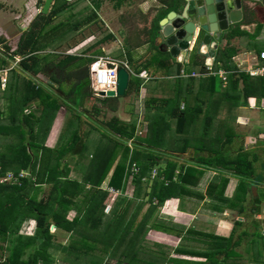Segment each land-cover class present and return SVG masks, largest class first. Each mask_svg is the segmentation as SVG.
Listing matches in <instances>:
<instances>
[{
  "label": "crops",
  "instance_id": "crops-1",
  "mask_svg": "<svg viewBox=\"0 0 264 264\" xmlns=\"http://www.w3.org/2000/svg\"><path fill=\"white\" fill-rule=\"evenodd\" d=\"M6 1L2 0L0 2V12L3 14L2 19L6 18L5 12L14 7L18 12H14V9L8 10L11 13L10 24H13L17 31H21L14 49L10 47L9 41L12 38L9 35L5 36L3 40L0 39V56L3 58L1 60L10 63L14 60V54L10 50L17 49L21 35L31 28L33 20L37 18V13L41 11L43 6L41 7V4L40 9L34 10L35 7L32 2H35V0H24L22 9H19L17 8L18 5H15V0H9L14 1V5L11 4L12 6L7 8L9 6H7L6 3L8 1ZM55 1L53 0L48 13L52 10ZM165 1L171 2V0ZM158 3L159 9L167 8V4H169L164 1L162 3L159 1ZM254 5V9L244 12L241 22L230 24L227 30L221 32V37L217 41L218 46L214 54L210 56H206L199 52L198 48L192 49V47L186 51L185 56L182 58H175L168 51L161 50L165 46L159 51L160 39L155 42V45L151 46L150 42H147V38L144 37V33L140 31L143 28L144 20H141V24L138 22V27L137 24L131 27L121 22L118 24L121 36H118L120 34H114V41L120 43V38L124 37L123 41L125 44L131 47V50H122V57L119 55L120 50L117 51L114 60L121 64L126 62L129 65L131 75H136L140 83L138 94L129 93L119 96L117 110L113 111L111 109L109 113L112 117H118L125 123V126H130L131 123L136 122L135 136L130 139H124L130 150L133 151L136 146L145 148L148 145L145 139L147 140L150 137L149 129L152 128V116L167 113L168 116L166 118L170 129H165L166 141L158 149L162 154L160 161L164 162L163 165H166L168 160L174 161L178 165L176 173L180 171V168H184L187 165L195 166L203 171V174L199 175L198 182L194 184L195 181L189 186L188 194L167 199V201H174V211L160 212L173 217L174 223L182 231L181 235L174 236L156 231H150L147 235L149 241L154 239L159 243L170 246L172 249L171 256L176 258L205 261L206 258L201 254V251L214 253L217 251L219 264H264V75L252 76L248 72L250 69L264 65V60L260 58V53L264 51V5L262 2H256ZM129 15H125V18L127 19ZM139 16L142 19V14ZM15 19H22V24H16ZM52 22L50 21V24ZM120 27L122 28L120 29ZM12 29L13 27H6L5 22L0 25L1 34L4 32L6 34L8 30L11 31ZM122 34L124 35L122 36ZM48 36L50 37V34ZM49 39H51L50 42L54 39V37L52 38V33ZM47 48V43L41 45V47L37 48V53L42 56L48 52H57L54 49L47 52ZM70 51L69 49L66 53L70 54ZM42 52L44 53L41 55ZM92 55L82 53V56L86 59L95 57ZM208 58L211 60L213 74L204 75V71L201 69L203 67L205 69ZM23 60L24 57H22L19 66L14 72L16 74L15 80L19 85L18 93L20 96L26 93L27 85H44L45 88L52 90L50 94L52 97H58V99L61 97L59 101L61 108L57 112L52 110L48 105V101L42 104L43 101L39 99L24 107L23 111L27 117H30V125L34 129L35 134H37L32 147H29L28 150L33 152L36 151V148L39 149L43 145L47 146V148H60L69 143V137L65 135L64 131L72 112L67 105L70 104L68 103L70 100L67 98L69 96L63 91L54 92L53 90L58 85L55 84V88H52L51 85L53 83L50 78L62 73L59 77L69 80L68 75L72 72V69L67 66L60 73L57 70L55 72L53 68L48 69L43 66L44 70L42 72L35 73L22 66ZM89 64L90 61H86L85 66L88 67V70ZM222 70L227 72V84H224L218 76V72ZM136 71L138 72L135 73ZM165 71L168 73L166 74ZM182 71L185 72L184 75L181 74ZM193 73L197 75H193ZM10 76L12 77V73H10ZM160 80H167L166 85H168L169 89L168 87L160 86ZM235 81L237 82L233 84ZM6 88L7 86L3 88L0 85V100H2L0 112L4 113L9 111L8 103L5 99L8 94ZM177 88L182 97L178 112L182 109L189 111V115H187L183 123L182 131H179L176 126V117L172 118L168 114L169 107L167 106L169 100L173 97L175 98V90ZM80 93L75 92L70 97L77 100L80 97ZM98 98L103 100L107 97L99 96ZM165 99L166 103L164 104L163 100ZM92 100H94L93 97L85 99V108L77 107L75 101L71 103L72 107L76 108L74 113L78 112L80 115L79 126L81 132L83 133V130L89 128L88 136L85 137L83 135L84 137L82 136V142L79 145L85 144L86 138L88 140L93 139L94 132L100 134L102 131L98 126L92 124L91 120H95L97 116L100 117L101 114H104V111L101 109L99 114L94 113L92 110L87 111L89 107L87 105L92 103ZM145 102V113L147 112V116L143 119L144 108L140 107L142 110L139 109L137 112L138 116L133 117L136 114L135 105L139 103V106H141ZM100 103V101L96 102L97 105H100ZM16 110L21 112L19 108ZM196 110L201 113L196 112ZM205 110L207 112H204ZM200 116H202L201 119H199ZM195 118H198L199 122L203 124L201 133L194 127V122L198 120ZM4 121L7 122L6 119ZM25 127L27 128V126ZM103 128L109 131L107 126ZM218 131H222L224 136L222 140L221 137L216 136ZM111 134L113 136V131H111ZM140 137L145 142L139 141ZM3 138L0 134V151L6 150L7 144H9V140H4ZM216 140L221 141L216 143ZM166 142H173L174 146L170 147ZM205 147L206 149H204ZM82 150L83 148L79 147L77 152L68 151L61 159L62 167L60 168L64 172L62 175L67 176L68 180L83 181L86 167L81 163L83 159L81 161L77 160V156L83 152ZM214 150H220L221 154L227 156V158L236 157L239 152H244L247 155V159L253 163L255 168L254 175L242 177L230 166H208L204 164L201 158L211 155L215 156ZM131 153H129V157ZM40 154L39 150V156ZM119 157L118 155L117 159ZM55 160L56 157L54 156L53 163ZM38 168L39 162L36 165L35 173L31 174L33 180H36ZM113 170L114 163L110 169V176ZM27 171L32 173L30 170ZM152 171L153 169L149 173L150 178ZM110 176L103 181L101 187L105 182H109ZM260 177L262 179L258 183ZM242 178L245 180V185H240L239 183ZM61 179L65 178L61 177ZM225 179L228 181L224 186L222 183ZM53 187L54 183L51 182L35 185L37 190H32L31 195L37 194V201L44 200V204L50 203L51 208H56L57 205L53 202ZM47 189L49 190L46 192ZM215 193L219 195L214 196ZM234 212L235 215H233ZM77 215H79V211L72 206L66 211V220L72 222ZM18 220L20 223L17 231L8 233L7 240L0 243V246H2L0 247L1 261L16 257L14 252L17 247H20L21 240L33 237L36 234L37 221L35 218L26 217L21 221L18 216ZM18 220H15L14 224H18ZM50 222L52 224L54 221L51 219ZM55 228L61 230L64 234H68V241L53 243L55 235L52 231ZM188 230H191L193 235L198 238L188 240L186 235ZM150 233L153 234L151 240L149 239ZM50 234L52 239L51 244L48 246V253L51 259L49 264H72L64 257L71 241L81 234L56 227L55 225L51 226ZM184 236L187 239H184ZM232 236L233 246L227 249L225 247L226 242ZM186 241L188 242L186 243ZM178 247H181V253L175 251ZM187 250H191L193 254ZM57 251L62 253L63 259H53ZM72 252L75 254L78 251L73 249ZM101 260L100 264H120L114 258ZM77 262V264H80L81 261L77 260ZM37 264H42V260H39ZM206 264L211 263L207 261Z\"/></svg>",
  "mask_w": 264,
  "mask_h": 264
},
{
  "label": "trees",
  "instance_id": "trees-1",
  "mask_svg": "<svg viewBox=\"0 0 264 264\" xmlns=\"http://www.w3.org/2000/svg\"><path fill=\"white\" fill-rule=\"evenodd\" d=\"M111 1L114 7L119 9L131 0ZM158 1L161 3L164 1L169 4H167V8L158 9V12L154 16L147 18L144 21L143 28L140 30L144 33V37L147 38V42H150L151 46L155 45L158 37L160 20L171 10L175 9V3L179 0H171V2H166L165 0ZM92 4L94 9H98L102 4V0H93ZM70 7L67 4V0H56L49 14L37 17L33 21L31 28L21 35L17 49L14 50L17 54L24 57L22 66L35 73L42 72L44 70L43 66L48 69L53 68L55 72L57 70L60 73L67 66L72 69V72L68 75L69 80L67 82L59 77L62 73L49 78L53 83L51 85L52 88H55V84L58 85L53 90L54 92L58 90L62 91L61 85L63 84L64 86H69V90L65 94L69 96L67 98L70 100L68 102L70 104L67 105L72 112L70 117L72 115L75 118L76 127L72 135H70L69 143L66 144L67 146L64 145L55 149L47 148V146L43 145L39 149L36 148V151L29 152L28 148L32 147L37 134H35L34 129L30 125V117H27L23 111L24 107L39 99L43 101L42 104L48 101V105L52 110L57 112L61 108L59 102L61 97L59 99L58 97H52L50 95L52 90L45 88L44 85H27L28 88H25L26 93L20 96L18 93L19 85L15 80V70L11 72L12 79L10 84L6 85L8 94L5 96L9 111L7 113L0 112V134L4 137V140H9L6 150L0 151V179L9 171L18 173L30 170L32 173L27 171L30 175L22 178L20 184L0 181V243L7 240L8 233L17 231L20 223L18 216L21 221L26 217L35 218L37 230L35 236L21 240L20 247H17L14 252L16 257L6 259V261L0 260V264H37L39 260H42V264H49L51 259L48 253V246L51 244L52 239L50 234L52 225L81 234L71 241L64 257V259L76 264L78 263L77 260L85 264H100V259L104 261L108 258H114L120 263L126 261L127 264H141V262L145 264H206L207 261L211 264H219L217 251L215 253L201 251L206 260L196 261L171 256L172 252L165 251L160 247L167 246L163 243L152 240L157 247L148 245L149 240L147 239V235L150 231L174 236L181 235L182 231L174 223L173 217L157 212V209L164 205L167 199L188 194L191 183L196 181L194 183L196 184L200 177L199 175L203 174L202 170L188 165L180 168V171L176 173L178 165L172 160H168L163 167L160 166V156L162 154L158 149L166 141L165 129H170L166 118L168 116L167 113L152 116V128L149 129L150 137L147 140L145 139L148 145L145 148L136 146L133 151L130 150L124 139H130L135 136L136 122L131 123L130 126H125V123L118 117H112L105 123V126L109 129L108 133L113 131L112 138L114 139L107 143L106 148L102 149L103 146L98 148V151L102 150V158L99 161H90L86 165L83 181L68 180L67 176L62 175L64 172L60 167H62L61 159L63 155L68 151L77 152L79 147H82V151H84V144L79 145L83 138L79 126L80 115L78 112L74 113L76 108L72 107L71 103L75 101L77 107L85 108V99L93 97L94 100L89 104L87 111L92 110L96 114L101 112V108L96 104L97 101L106 104L113 111L117 110L119 103V97H107L100 100L99 96L93 95V91L90 89L89 70L85 66L86 61L91 62L93 58L86 59L82 54L74 53H68L64 57H61V53L59 52H48L42 56L37 53V48L41 47L38 45L39 39L44 33L46 26L52 21V17L62 14L64 10L70 9ZM95 15L93 16L92 14L86 17V20L81 21L79 23L80 26H75L74 30L90 22ZM158 50L160 51V48ZM1 58L0 56V67L7 66V61H2ZM203 68L201 70L205 71ZM165 73L167 74L168 72L165 71ZM236 82H233V84ZM84 89L85 93L83 94ZM139 91V78L133 75L125 95L129 93L138 94ZM75 92H81L77 100L70 97ZM181 101L182 97L177 88L175 90V98L173 97L169 100V103L171 102L174 107L172 109L168 108V114L172 118L176 117V126L179 131L183 130V123L187 115H189L188 110L182 109L178 112ZM163 102L165 104L166 99ZM17 108L21 109V112L17 111ZM196 112L201 113L198 110ZM5 119L7 122L4 121ZM103 136L106 135L103 134ZM139 141L145 142L141 137ZM39 150L41 152L40 156ZM130 152L132 153L129 157ZM213 152H215V156L203 157L201 161L208 166H230L242 177L254 175L255 168L253 163L247 159V155L244 152H239L233 158H227V156L221 154L220 150H214ZM118 155L120 156L119 159H117ZM54 156L56 160L53 163ZM112 158L114 159V170L108 182L109 186L121 189L124 194L129 193V187L134 185V190L132 191L134 197L132 200L131 198H127V196L120 195L119 197H114L111 216L105 220L104 208L108 207L111 201H113V194L102 190L101 185L109 175L111 166L113 165V163L110 165L109 162L112 161ZM38 162L39 168L36 180H33L32 175L35 173ZM128 162L140 168L137 174H132L127 169ZM179 167L181 166L179 165ZM152 169L158 170V176L154 179H151L149 176ZM61 177L65 179H61ZM227 181L225 179L222 184L225 186ZM48 182L54 183L53 202L57 205L56 208H51L50 203V205L48 203L44 204V200L37 201V194L31 195L32 190H37L35 185ZM239 183L240 185H245V180L242 178ZM88 185H90L89 187H93L88 188L89 190L84 192V189ZM216 195L219 194L215 193L214 196ZM146 197H149L148 201L145 200ZM49 198L51 199V197ZM137 199H140V202ZM144 201L148 202L150 206L142 212L145 204ZM72 206L77 208L79 215L72 222H69L66 220V211ZM51 219L54 221L52 224L50 222ZM15 220H18V224H14ZM100 229H103L102 234L96 232ZM186 235L188 240L198 238L193 235L191 230L186 231ZM187 238L184 236V239ZM232 240L233 236L226 242L225 247L227 249L233 246ZM148 248L153 249H149L148 252ZM73 249L78 252L74 254L72 252ZM180 249L181 247H178L175 251L181 253ZM187 251L192 253L191 250ZM96 253H100L101 257L97 258ZM146 253L150 257L148 260L144 258ZM141 254L142 256L140 257Z\"/></svg>",
  "mask_w": 264,
  "mask_h": 264
},
{
  "label": "rangeland",
  "instance_id": "rangeland-1",
  "mask_svg": "<svg viewBox=\"0 0 264 264\" xmlns=\"http://www.w3.org/2000/svg\"><path fill=\"white\" fill-rule=\"evenodd\" d=\"M1 1L2 0H0V2ZM7 1H6L7 2L6 4H7V6H9L7 8H10L12 5H14V1H9V0H7ZM157 1L158 0H131L127 3H125L124 5H122L121 8L116 9L111 0H102L101 6L98 9H94L93 4H92L93 0H67V4H69V6H71L70 9L64 10V12L62 14L58 15L57 17H53V19H52L53 22L51 24H49L48 26H46L44 33L42 34V36L39 39L38 44L41 46V45H44L47 43L48 48L46 51L48 52V51L54 49V51L61 53V57H64L67 54L66 52H68V50L70 49L71 50L70 52L74 53V54L89 53L91 55L93 54L92 56L103 55V56H107L110 59L114 60V57L117 54L116 53L117 51L120 50L119 55H121V57H122V50L123 49H125V51L131 50V47L126 45L125 42L123 41L124 37L120 38V41H121L120 43L118 41H114V34H116V35L120 34L118 36H121V33H119L118 24L123 22L124 24H128L131 27H132V25L135 26L137 24V27H138V22L141 24V20L146 21L147 18L154 16L158 12V9H159V3L158 2L159 1L158 2ZM23 3H24V0H15V5H18L17 8H19V9H22ZM13 9H14V7H13ZM13 9L10 8L8 10H13ZM8 10L6 12L4 11L5 12L4 15H6V18H4V19H2L3 14H2V12H0V25L5 22L6 27H9V28L13 27V29L11 31L8 30L6 32V34H5V32L2 34L0 33V39L3 40V39H5L4 38L5 36L7 37V35H9L12 38V40L9 41L10 47L14 49L16 46V40L18 39L21 31H17L16 27L13 24H10L11 13ZM15 11L18 12L16 9H14V12ZM92 14H93V16H94V14H96V15L90 22L81 26L79 29L74 30L75 26H77V25L80 26L79 23L81 21L86 20V17L91 16ZM128 14H130V15L126 19L125 15L127 16ZM141 14H142V19L139 16ZM14 21L18 25L22 24V19H15ZM121 28L122 27H120V29ZM48 33L50 34V37H51V33H52V38L54 37L52 42H50L51 39H49L50 37L48 36L49 35ZM123 35L124 34H122V36ZM129 44H130V42H129ZM13 49H11L10 51L14 55H17V52L14 51ZM43 53L44 52H42L41 55ZM10 78H11V76H10ZM10 78L8 79V81H9L7 83L8 85L11 82ZM67 81L68 80H65V82H67ZM166 81L167 80H160V82H159L160 86H164V88H167L168 85H166ZM61 89L64 93H67V91L69 90V86H64V84H63V85H61ZM90 89H91V86H90ZM168 89H169V87H168ZM133 98H132V101H133ZM89 101H90V99H89ZM1 104H2V100H0V109L2 108ZM87 106H89V104ZM98 106L102 109V111H104V114H101L100 117L97 116L95 120H91V121H92V124H95L96 126H98V128H100L102 130V132H100V134L94 132L93 139L88 140L86 138L85 144H84V151L80 155L77 156V160L81 161L83 159L81 163L84 164L85 167H86V165H88L90 163V161H99L102 158L103 153H102L101 149L98 151V148L99 147L101 148L102 146H103L102 149L106 148V145H108L107 143L110 142L111 140L113 141V139H114V138H112L111 133H108L105 128L102 129V127H106L105 123L112 118V115H109V113L111 112V109L108 108L106 104L100 103V105H98ZM167 106L170 109H172L174 107V105L171 102ZM140 107L144 108V111H143V119H144V117L147 116L146 115L147 112L145 113L146 102L143 103L141 106H139V103H137L135 105L136 114L133 117L138 116L137 112L139 111V109H141ZM151 112H153V111H151ZM204 112H207V110H205ZM139 116H140V114H139ZM201 118H202V116H200L199 119H201ZM195 119H198V118H195ZM199 119L194 122V127L199 130V133H201L203 124L201 122H199ZM172 121H174V120H172ZM68 122L69 123H68L67 127L65 128L64 133H65V135H67L69 137V140H70V135H72L73 130L76 127L75 118L71 115ZM141 127H142V124H141ZM88 130H89V128H87V130H83V133H82L81 128H80V132H81L82 136L84 135L85 137H87L88 133H89ZM103 134H105L106 136H103ZM216 136L221 137V140L224 137L222 134V131H218ZM221 140H216V143L221 141ZM166 144L170 147L174 146L173 142H166ZM113 161H114V159L112 158V161L109 162L110 165H112ZM159 164L162 167L164 166L163 165L164 162H161ZM131 166H132V164H130V162H128V168L127 169L129 171H130ZM108 176H110V175H108ZM78 178H80V176H78ZM261 179L262 178L260 177L258 180V183L260 182ZM107 183H108V181L105 182V184L101 187L102 190L107 191V188L110 187L109 184H107ZM92 187H89V186L86 187L84 189V192H87V190H89L88 188H92ZM46 188H49V187H46ZM48 190L49 189H47L46 192ZM129 190H130L131 194H130V192L124 193L121 196H127V198H131V200H132V198L134 197V193L132 192L134 190V185L130 186ZM117 197H119V196H117ZM115 198H116V196H115ZM145 200L148 201L149 197H146ZM137 201L140 202V199H137ZM146 201H144L145 204H144L142 212H144L150 206L149 203ZM113 206H114V199H113V201H111V203L108 207L104 208L105 220H107L108 217L111 216V211H112ZM187 206H188V208H190L189 205H187ZM174 210H175L174 201L168 200L167 202H165V205L158 207L157 212H163V213L165 212L166 213V212H172ZM233 215H235V212L233 213ZM52 232H54V235H55V241H53V243L54 242L55 243H58V242L63 243V242L68 241V234L62 233L61 230H58L57 228H55ZM96 232L98 234H102L103 229L97 230ZM150 234L151 235L149 236V239L151 240L153 234L152 233H150ZM152 240H154V239H152ZM152 240L148 242L149 246L154 245V242ZM187 242L188 241H186V243ZM155 247H157V246H155ZM160 247L165 251L172 252L171 247H165V246H160ZM149 249H153V248H148V252H149ZM142 253H143V251H142ZM146 254L144 255V258L146 260L150 259L149 255L148 254L146 255ZM54 256L55 257L53 259H55V258L56 259H63L62 258L63 255L60 251L55 252ZM141 256H142V254L140 255V257ZM96 257L100 258L101 254L96 253ZM72 264H75V262ZM80 264H85V263L82 262ZM114 264H116V263H114ZM120 264H126V261H123ZM141 264H145V263L141 262Z\"/></svg>",
  "mask_w": 264,
  "mask_h": 264
},
{
  "label": "water",
  "instance_id": "water-1",
  "mask_svg": "<svg viewBox=\"0 0 264 264\" xmlns=\"http://www.w3.org/2000/svg\"><path fill=\"white\" fill-rule=\"evenodd\" d=\"M53 0H45L41 12L47 14ZM256 2L264 0H179L159 22L157 40L160 49L168 51L179 58L186 54L190 47L198 48L206 56L214 54L221 32L230 24L241 22L244 12L252 10ZM191 44L193 46H191ZM208 58L207 63H210ZM211 64V63H210ZM132 73L123 65L117 69L116 90L101 91L100 97L124 96L129 87Z\"/></svg>",
  "mask_w": 264,
  "mask_h": 264
},
{
  "label": "built area",
  "instance_id": "built-area-1",
  "mask_svg": "<svg viewBox=\"0 0 264 264\" xmlns=\"http://www.w3.org/2000/svg\"><path fill=\"white\" fill-rule=\"evenodd\" d=\"M192 46V45H191ZM10 54V53H9ZM14 60L12 63H8L5 67H0V85L1 87L5 88L8 79L10 76V73L15 70L22 59L21 55H13ZM260 58L264 60V51L260 53ZM119 65H123L126 69L130 70L129 65L125 62L124 64H121L120 62L110 59L107 56H95L93 57V60L89 64V79H90V86L93 90V93L95 96H100V92L104 91L107 92L108 90H116L117 86V69ZM205 71L204 75L213 74L212 72V64L206 63L205 64ZM249 74L252 76L257 75H264V65L257 66L256 68L250 69ZM182 75L185 74L184 71L181 72ZM141 75V74H140ZM193 75H197L196 73H193ZM218 76L222 79L224 84H227V72L222 70L218 72ZM130 171L132 174H137L139 172V168L132 164L130 167ZM30 174L26 171L21 172H14L9 171L6 173L5 176H3L0 181L1 182H11L12 184H20L21 179L25 176H29ZM158 176L157 169H153L151 173V179H154ZM145 180V178H143ZM107 191L111 194H113V198L116 196L123 195V191L121 189H115L113 187H108Z\"/></svg>",
  "mask_w": 264,
  "mask_h": 264
},
{
  "label": "flooded vegetation",
  "instance_id": "flooded-vegetation-1",
  "mask_svg": "<svg viewBox=\"0 0 264 264\" xmlns=\"http://www.w3.org/2000/svg\"><path fill=\"white\" fill-rule=\"evenodd\" d=\"M44 2H45L44 0H35V2L33 1L32 3L34 4V7H35L34 10H35V9H40V5L42 4V5H41V7H42L43 4H44ZM41 10H42V8H41ZM41 14L43 15V13H42L41 11H40L39 13H37L38 16L41 15ZM48 14H49V13H48ZM48 14H47V15H48ZM37 15H36V16H37ZM36 16H35V17H36ZM38 16H37V17H38ZM33 21H34V20H33ZM11 55H12V54H11Z\"/></svg>",
  "mask_w": 264,
  "mask_h": 264
}]
</instances>
